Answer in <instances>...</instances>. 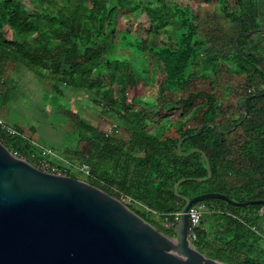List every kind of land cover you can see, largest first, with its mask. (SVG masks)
<instances>
[{
    "label": "trees",
    "instance_id": "1",
    "mask_svg": "<svg viewBox=\"0 0 264 264\" xmlns=\"http://www.w3.org/2000/svg\"><path fill=\"white\" fill-rule=\"evenodd\" d=\"M60 1L62 4L55 0H0V74L6 68L26 69L50 87L52 94L47 99L52 97L57 112L64 114L53 119L62 120L70 129L66 134L70 147L63 153L51 147L55 152L73 154L74 159L89 165L92 176L87 182L93 186L116 198L126 194L149 208L152 213L130 207L168 237L175 236L174 229L161 230L154 217L165 223L166 217L180 212L185 202L177 198L174 187L182 179L190 180L180 186V193L191 198L219 192L233 201L247 202L233 198V194L246 192L248 201L264 199L263 190L256 193V189H264V123L248 128L246 122L248 116L264 112V107L258 106L264 96L256 97L264 94V53L244 50L253 33L261 31L257 0H218L233 29L232 50L224 59L210 56L211 47L199 31L201 13L192 6L162 0L157 4L142 0ZM120 9L146 13L150 21L146 37L117 29ZM151 34H165L167 40L150 44ZM205 60L212 63L213 73L195 74ZM226 75L243 82L239 90L230 82L221 84ZM231 87L229 94L220 92ZM250 89L255 90L251 96ZM151 90L156 92L152 101L141 102L139 92L144 98ZM68 91L82 93L85 102L70 101ZM233 96L249 106L242 120L229 117L242 102L231 106L228 101ZM135 105L140 110L133 108ZM177 110L181 114L175 113ZM96 111L98 120L90 118ZM197 117L199 126L190 127L189 121ZM109 118L117 122L120 133L107 136L99 130L103 119ZM208 123L226 130L220 133L208 126L200 135L191 136ZM13 127L26 133L19 125ZM183 138V153L198 148L207 155L211 180H195L207 176L206 162L200 153L187 157L179 152ZM0 141L23 156L33 151L30 141L1 129ZM224 177H238L246 184L227 190L228 186L219 183ZM199 204L207 208L197 230L195 248L199 252L225 264H264V245L253 231L264 232L263 205L237 207L218 199Z\"/></svg>",
    "mask_w": 264,
    "mask_h": 264
},
{
    "label": "water",
    "instance_id": "2",
    "mask_svg": "<svg viewBox=\"0 0 264 264\" xmlns=\"http://www.w3.org/2000/svg\"><path fill=\"white\" fill-rule=\"evenodd\" d=\"M208 126L223 133L208 123L191 136ZM184 140L179 152L187 157L200 153L206 162L207 176L195 180H211L207 155L198 148L183 153ZM189 180L174 187L185 204L175 236L168 237L119 198L87 181L45 173L0 141V264H225L189 242V209L208 199L237 207L264 206V199L236 202L219 192L191 198L180 193V186Z\"/></svg>",
    "mask_w": 264,
    "mask_h": 264
},
{
    "label": "rangeland",
    "instance_id": "3",
    "mask_svg": "<svg viewBox=\"0 0 264 264\" xmlns=\"http://www.w3.org/2000/svg\"><path fill=\"white\" fill-rule=\"evenodd\" d=\"M62 4L60 0H55ZM139 1V0H138ZM136 1V2H138ZM146 4H157L158 1L161 0H142ZM167 4L181 5L184 7L192 6L194 9L200 11L202 19L198 22L199 31L203 37L209 42L211 50L210 56L212 58L224 59L227 57V54L232 50V37L230 35L233 32V29L229 32L227 27V21L223 18L219 11V3L218 0H212L210 3H205L203 0H162ZM111 3H115L116 0H110ZM28 10H30L31 5L29 2H26ZM135 12H131L129 10L120 9L117 14V29L122 30H131L137 35H142L144 37L147 36L145 30L150 27V21L146 13H143L138 10H134ZM234 25H232V28ZM228 31V32H227ZM226 32V33H225ZM224 34V35H223ZM226 35V36H225ZM149 36V35H148ZM7 37L12 38L10 32H7ZM173 37V34H172ZM148 38H150V44L160 45L162 42L167 40V35L161 34H151ZM230 50V51H229ZM210 58V57H209ZM231 70V66L229 67ZM198 72H212L213 73V65L209 61H204L202 65H199L198 69L195 70V74ZM221 84L229 83L233 84L234 88L240 89V84H243L241 80L238 78H232L231 76H225ZM231 78V79H230ZM229 85V84H228ZM225 86V85H224ZM231 88L221 89L220 92L223 94V91H226L228 94L229 91H232ZM264 89V87H263ZM118 94H120L119 88H117ZM242 90V89H241ZM151 92V93H150ZM147 94L146 97L143 96V92L140 91V100L141 102L152 101L156 92L154 93L151 90ZM225 92V93H226ZM137 93V92H136ZM52 91L49 86H46L45 83H39L38 80L35 79V76L32 75L26 69H13L6 68L3 74H0V97H5L8 99V102H4V99H0V116L3 117L9 125L17 126L19 125L25 130V134L27 136H31L33 141L47 146L49 148L55 147L58 148L60 152L63 153L70 147V140L66 137V134L70 132V129L62 120L53 119L54 116L58 115L60 117L64 116V114L57 112L59 109L57 105H53L52 97L51 99H47V96L50 97ZM134 95V92L128 93V98L131 99ZM239 95H237L238 97ZM67 99L70 101L78 100L79 102H85V97L81 93L80 95H75L71 91L66 93ZM236 96L230 98L228 101L231 106H234L237 102ZM46 101V103H45ZM54 101V100H53ZM242 101V99H241ZM2 103H4L2 105ZM259 107H264V102L258 104ZM240 107L242 111H246L249 109V106L245 101L240 103ZM133 108L136 110H140L139 105H135ZM165 112L168 109H165ZM54 112V114H53ZM177 114H181V111L178 110L175 112ZM99 112L96 111V116H90L94 120H98ZM190 113H187V117L189 118ZM192 115V113H191ZM247 116V115H246ZM245 116V117H246ZM229 117L233 120H238L240 118V113L236 110V108L232 109L229 113ZM247 119V127L250 128L252 126H257L259 124L264 123V112L259 115L248 116ZM156 120V117H153ZM109 120L102 121L99 130L106 131L110 124L117 123L113 119L109 118ZM199 117L195 119H191L188 125L192 128L199 126ZM153 130V127L150 128ZM219 130L224 131L226 127L219 128ZM123 129L121 130V133ZM120 133V132H119ZM123 135V133H122ZM73 142L76 140L73 138ZM52 149V148H51ZM61 155V154H60ZM66 161L71 162L73 164H81L83 163L80 160L74 159L73 154H65L61 155ZM67 163V162H66ZM65 164V162L63 163ZM72 176L77 177V179L88 181V177L83 175H79L76 173H72ZM230 185V184H229ZM232 186V185H230ZM233 198L240 200L244 199L248 201L249 195L246 192H240L237 194H233ZM139 208L143 209V207L139 206ZM154 221L157 223V227L161 230L168 229L169 227L161 221L159 217H154ZM163 233V232H162Z\"/></svg>",
    "mask_w": 264,
    "mask_h": 264
},
{
    "label": "built area",
    "instance_id": "4",
    "mask_svg": "<svg viewBox=\"0 0 264 264\" xmlns=\"http://www.w3.org/2000/svg\"><path fill=\"white\" fill-rule=\"evenodd\" d=\"M254 92H255L254 89H250L248 91L249 94H252ZM0 129L12 136H17L24 140L30 141L33 151H31L28 155L23 156L21 153H15L13 151L12 152L15 156L30 162L37 169L45 173L53 174L60 177H67V176L73 177L72 173L83 175L88 178L92 176L91 167L86 163L73 164L71 162L66 161L60 154L55 152L53 149L44 146L42 144H39L33 140H30L25 133L19 132L15 127L6 123V121L2 118H0ZM119 132L120 130L117 123L110 124L108 129L105 131L107 136L118 134ZM64 162L65 164H63ZM119 199L128 207L134 206L136 208H139V206H141L145 208V210L148 213H152V211L149 208L145 207L143 204L139 203L134 198L126 194L121 193ZM206 212H207V208L205 205L202 204H196L192 206L188 211L189 222H190L188 240L192 246H195V243L198 240L197 230L200 227L201 218ZM153 214L156 215L155 212H153ZM180 215L181 213L177 212L170 215V217H166L165 219V224L170 229H174V232L177 226V222L180 218ZM253 231L260 236L264 245V232L258 231L256 229H253Z\"/></svg>",
    "mask_w": 264,
    "mask_h": 264
},
{
    "label": "crops",
    "instance_id": "5",
    "mask_svg": "<svg viewBox=\"0 0 264 264\" xmlns=\"http://www.w3.org/2000/svg\"><path fill=\"white\" fill-rule=\"evenodd\" d=\"M257 6H258V10H259V13L261 16V21H262L261 31L253 33L252 37L250 38V40L247 42L246 46L244 47V50H246V51L257 50L259 52L264 53V0H257ZM219 11H220V5H219ZM220 13L223 16V18L226 20L224 14L221 11H220ZM226 21L229 22L228 20H226ZM227 27H228L229 32H230L231 24L227 23ZM208 44H209V42H208ZM262 102H264V98L262 99V101L260 103H262ZM219 183H221V185L228 186L227 190L240 188L242 185L246 184L243 181V179H239L238 177H224ZM229 184L232 186H230ZM254 187H256V186H254ZM256 190H257L256 193H258L262 190L264 191V189H256ZM263 212H264V210L261 211V213H263Z\"/></svg>",
    "mask_w": 264,
    "mask_h": 264
},
{
    "label": "flooded vegetation",
    "instance_id": "6",
    "mask_svg": "<svg viewBox=\"0 0 264 264\" xmlns=\"http://www.w3.org/2000/svg\"><path fill=\"white\" fill-rule=\"evenodd\" d=\"M253 94H250V96ZM245 97H248L246 94H244ZM249 110V109H248ZM248 110H246L245 112L242 111L241 107L237 109V111L240 113V118L241 120L247 115L246 113L248 112Z\"/></svg>",
    "mask_w": 264,
    "mask_h": 264
}]
</instances>
